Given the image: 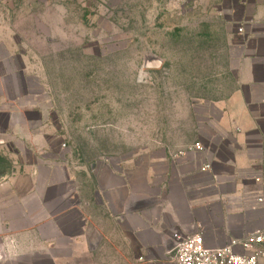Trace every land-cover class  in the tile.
Listing matches in <instances>:
<instances>
[{
    "label": "rangeland",
    "instance_id": "374dc122",
    "mask_svg": "<svg viewBox=\"0 0 264 264\" xmlns=\"http://www.w3.org/2000/svg\"><path fill=\"white\" fill-rule=\"evenodd\" d=\"M236 1L0 0V264L134 262L93 180L206 127Z\"/></svg>",
    "mask_w": 264,
    "mask_h": 264
},
{
    "label": "crops",
    "instance_id": "0c3cea01",
    "mask_svg": "<svg viewBox=\"0 0 264 264\" xmlns=\"http://www.w3.org/2000/svg\"><path fill=\"white\" fill-rule=\"evenodd\" d=\"M236 2L228 7L232 78L206 127L182 148H160L155 161L124 162L93 180V206L125 234L132 264H174L175 232L201 233L219 248L264 229V0ZM197 141L204 150L173 157ZM89 206L79 197L83 218Z\"/></svg>",
    "mask_w": 264,
    "mask_h": 264
},
{
    "label": "built area",
    "instance_id": "2783aa9c",
    "mask_svg": "<svg viewBox=\"0 0 264 264\" xmlns=\"http://www.w3.org/2000/svg\"><path fill=\"white\" fill-rule=\"evenodd\" d=\"M202 150H204V145L197 141L173 157ZM209 168L210 164L202 166L203 171ZM258 202L264 203V198L260 197ZM173 239L174 247L170 255L176 264H260L264 261V229H257L242 238L233 239L224 247L219 248L208 247L201 233L175 232ZM236 247L242 248L244 252H236Z\"/></svg>",
    "mask_w": 264,
    "mask_h": 264
},
{
    "label": "water",
    "instance_id": "95a60500",
    "mask_svg": "<svg viewBox=\"0 0 264 264\" xmlns=\"http://www.w3.org/2000/svg\"><path fill=\"white\" fill-rule=\"evenodd\" d=\"M161 65V60L158 58H149L145 61L147 68H158Z\"/></svg>",
    "mask_w": 264,
    "mask_h": 264
}]
</instances>
